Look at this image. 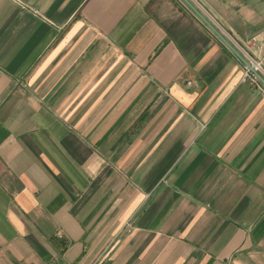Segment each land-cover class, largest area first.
I'll use <instances>...</instances> for the list:
<instances>
[{"label": "crops", "instance_id": "obj_1", "mask_svg": "<svg viewBox=\"0 0 264 264\" xmlns=\"http://www.w3.org/2000/svg\"><path fill=\"white\" fill-rule=\"evenodd\" d=\"M264 77V0H190ZM182 0H0V264H264V85Z\"/></svg>", "mask_w": 264, "mask_h": 264}, {"label": "water", "instance_id": "obj_2", "mask_svg": "<svg viewBox=\"0 0 264 264\" xmlns=\"http://www.w3.org/2000/svg\"><path fill=\"white\" fill-rule=\"evenodd\" d=\"M203 22L210 30L226 45V47L259 79L264 85V77L259 74L253 66L242 56L240 52L218 31V29L210 22V20L201 13L190 0H182Z\"/></svg>", "mask_w": 264, "mask_h": 264}, {"label": "built area", "instance_id": "obj_3", "mask_svg": "<svg viewBox=\"0 0 264 264\" xmlns=\"http://www.w3.org/2000/svg\"><path fill=\"white\" fill-rule=\"evenodd\" d=\"M251 64V63H250ZM253 68L259 73L260 67L257 64H251ZM246 79H249L250 81L257 83L260 82L259 79L247 68V73H246Z\"/></svg>", "mask_w": 264, "mask_h": 264}]
</instances>
